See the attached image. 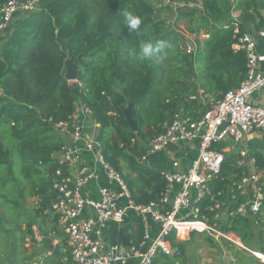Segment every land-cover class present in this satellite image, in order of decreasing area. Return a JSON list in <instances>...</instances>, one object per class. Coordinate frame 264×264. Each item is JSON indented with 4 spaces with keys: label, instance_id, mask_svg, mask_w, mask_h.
<instances>
[{
    "label": "trees",
    "instance_id": "16d2710c",
    "mask_svg": "<svg viewBox=\"0 0 264 264\" xmlns=\"http://www.w3.org/2000/svg\"><path fill=\"white\" fill-rule=\"evenodd\" d=\"M8 1L0 0V8ZM200 2L198 14L183 10L174 18V24L188 23L187 33L193 37L189 54L185 52L188 40L169 30L148 0H37L39 10L17 16L0 44V190L7 189L24 201L27 187V196L40 201L34 217L45 216L42 210L55 198L53 174L58 168L65 169L57 157L66 145L65 137L55 125L69 122L80 103L98 125L94 136L101 144L103 161L121 176L132 200L144 205L157 201L164 189L162 171L140 161L138 140L147 142L161 133L163 124L181 106L193 120L201 117L211 103L199 104L200 91L215 104L228 90L237 88L245 78L246 62L242 51L231 48L235 31L257 32L264 25V0ZM125 10L140 18L137 30L129 29L122 15ZM234 12H238L237 18L232 17ZM201 35L207 37L200 41ZM147 40L165 42L158 59L143 61L134 55ZM70 56L78 69L75 82L64 77ZM128 107L136 131L126 122ZM263 149L262 141L247 144L259 173L264 171ZM223 154L214 189L224 191L222 199L227 184L242 169L235 165L237 150ZM121 162L127 165V173ZM19 205L15 200L13 207ZM263 208L264 201L260 213ZM260 213L252 219L238 216L226 224L245 248L226 243L235 250V264H264L250 254L264 255ZM2 219L0 215V222ZM31 227L28 221L19 241L28 235L34 240ZM127 228L130 246L138 249L143 237L139 218L130 217ZM193 238L191 235L190 240ZM204 240L215 245L210 238ZM169 241L172 256L158 254L152 264H185L188 242ZM57 255L54 251L42 264H74L69 253L65 263H55Z\"/></svg>",
    "mask_w": 264,
    "mask_h": 264
},
{
    "label": "built area",
    "instance_id": "2783aa9c",
    "mask_svg": "<svg viewBox=\"0 0 264 264\" xmlns=\"http://www.w3.org/2000/svg\"><path fill=\"white\" fill-rule=\"evenodd\" d=\"M161 3L175 4L170 0ZM37 10V0H9L0 8V34L8 31L17 16ZM235 33L231 48L234 52L242 51L246 62L241 84L224 93L221 100L195 120L179 111L163 124L161 133L147 141L141 162L154 154L169 160L168 168L162 171L164 189L157 201L144 205L132 200L121 176L103 161L101 144L85 129L83 117L79 121L75 112L69 122L55 125L58 134L68 136L72 143L66 144L57 156L65 169L55 170L51 181L55 198L42 214L50 213L56 218L74 264H128L132 259H136L135 264H152L158 254L172 256L170 238L184 242L191 235L245 249L226 224L238 216L256 217L264 201L260 173L247 150V143L254 137H264V107L251 102L264 89V54L257 41L259 38L264 42V25L257 32ZM82 111L91 116L83 105ZM92 127L95 130L98 125L93 122ZM227 143L238 147L235 165L242 169L227 184L222 199L224 191L214 189ZM168 145L176 150H168ZM82 152L92 153L105 173L107 185L98 190L97 199L85 194L96 175L83 162ZM39 203L37 198V207ZM132 216L142 224V242L138 249L130 246L122 252L118 243L106 240L105 233L110 225H124ZM36 234L33 238L39 241ZM250 254L264 263L256 253Z\"/></svg>",
    "mask_w": 264,
    "mask_h": 264
},
{
    "label": "rangeland",
    "instance_id": "374dc122",
    "mask_svg": "<svg viewBox=\"0 0 264 264\" xmlns=\"http://www.w3.org/2000/svg\"><path fill=\"white\" fill-rule=\"evenodd\" d=\"M155 12V16L167 21V27L169 30H174L184 36L187 40L192 41L193 39L187 33V21H182L178 24H174V18L176 14L180 11L193 10L198 14L200 10L199 0H174L173 6L166 5L156 0H148ZM9 34V30L0 34V44ZM5 36V37H4ZM189 47L185 46V52L187 54ZM88 133L94 135L95 130L92 127L91 121L88 122ZM143 131H147L144 128ZM142 140H138V144L144 148ZM227 146H232L231 143H227ZM169 161L167 158L161 159L155 156V158H148V163L157 162L160 165L167 163ZM123 165V172L127 173V165L121 162ZM261 185L264 191V172H261ZM27 187L24 190L25 200L17 198V196L12 195V193L3 189L0 193V215L2 216V221L0 222V264H34L42 258V253L46 252V246H39L34 241L29 240V235L22 241L18 239L22 238L23 234L26 233L27 222H32V234L35 232L41 237H48V233L42 230L40 224V217H34L33 210L37 207L36 196H27ZM19 202V207L14 208V202ZM21 206V207H20ZM11 208V209H10ZM262 222L264 223V208L260 213ZM260 225V228H264V224ZM257 228V227H256ZM258 229V228H257ZM256 230V229H255ZM50 235V234H49ZM215 245L210 246L208 242L204 240L201 235H195L194 238L187 243L185 251V264H235L233 259L234 249H230L229 245L223 241H214ZM17 245V249L14 247ZM15 257H13V253ZM131 262V261H130Z\"/></svg>",
    "mask_w": 264,
    "mask_h": 264
},
{
    "label": "crops",
    "instance_id": "0c3cea01",
    "mask_svg": "<svg viewBox=\"0 0 264 264\" xmlns=\"http://www.w3.org/2000/svg\"><path fill=\"white\" fill-rule=\"evenodd\" d=\"M199 4H201V2ZM185 11H193V10H185ZM262 16L264 17V8L262 9ZM232 17L233 18H237L238 17V12H234L232 14ZM206 37L207 36L201 35L199 40L201 41V40L205 39ZM191 38L193 39L192 36H191ZM257 41H258V46H259L260 52L262 54H264V42L262 40H260L259 38H257ZM190 42L192 44V41H190ZM188 46H189L190 50L193 49V44L191 46L188 44ZM191 98H194V97H190V99ZM198 99H199V104H205L206 105L208 102L211 103V106L214 104L213 103L214 100H212V98L210 96H206V95L203 96L201 94V91L199 93ZM251 102L253 104H257L259 106L264 107V89L260 93L255 94L251 98ZM180 111L183 113L182 106H181ZM76 114H77V117H78L79 121H81L82 117L85 119V129L88 131V122L91 121V123L93 125V121L91 120V118L89 116L83 114L82 105L80 103H78L76 105ZM184 114H188V113L185 112ZM251 141H262V142H264V137L256 136ZM65 143L67 145L72 143L71 139L68 136L65 137ZM81 145H82L81 142L77 143V146L79 148H81ZM146 145H147V142L144 144V148H142V146H140L142 154H145L144 151L146 150V147H147ZM232 150H238V147L227 146L226 145L225 148H224V152H229V151H232ZM263 152H264V149H263ZM81 156H82V160L85 163V165L88 166L89 169L92 170L95 173V175H96V179L91 183V185L89 187H87L85 189V194L87 196L91 197V198L97 199L98 198V190L100 188L105 187L107 185V180H106V177H105V173H104L101 165L98 162L95 161L94 155L92 153L82 152ZM155 156H157L158 158H161V159H165V156L162 155V154L148 155L146 160L144 162H142V163L147 165V166H149V167L156 168V169H158L160 171L166 170L168 168V161H167V163H164L162 165H160L157 162H152V163L149 162L148 163V158H150V157L155 158ZM260 178H261V173H260ZM45 216H40V224L42 226V230L44 232L48 233V237L47 238L46 237L43 238V237L39 236V238H40L39 241H37L35 239L33 241L36 244H38L39 246H41V247L43 246V244L47 245L46 248H45L46 252H43L41 254L42 258L38 262H36L34 264H42L43 260L46 257H48L51 254H53L54 251H56V253L58 254L56 256L55 263H58V262L65 263L67 261V253H68V251H67V247H66L65 238L63 236V233L57 227L56 222L53 221L54 216L52 214L47 213ZM128 220H129V218H128ZM128 220H127V222L124 225H121V226L110 225L107 228L106 233H105L106 240L109 243H118L122 252H125L130 247L129 231H128V228H127ZM54 230H56V234H52ZM34 234H36V232ZM36 235H39V234H36ZM202 237H205V236H202ZM190 238H191V236L189 237V240L184 241V242L191 241ZM223 242L227 243L225 241H223ZM135 263H136V259H132L131 262H129L128 264H135Z\"/></svg>",
    "mask_w": 264,
    "mask_h": 264
},
{
    "label": "clouds",
    "instance_id": "9594fccd",
    "mask_svg": "<svg viewBox=\"0 0 264 264\" xmlns=\"http://www.w3.org/2000/svg\"><path fill=\"white\" fill-rule=\"evenodd\" d=\"M126 24L128 25L130 30H137L140 27L141 20L139 17L133 15L132 12L125 10L122 13ZM165 47L164 41H155L147 40L141 42L139 45V50L134 53L137 59L143 61H152L154 59H158V53L161 49Z\"/></svg>",
    "mask_w": 264,
    "mask_h": 264
},
{
    "label": "water",
    "instance_id": "95a60500",
    "mask_svg": "<svg viewBox=\"0 0 264 264\" xmlns=\"http://www.w3.org/2000/svg\"><path fill=\"white\" fill-rule=\"evenodd\" d=\"M188 44L191 46V42L188 40L187 41ZM78 76V69L75 65V59L73 56H70L69 59L66 60L65 62V73H64V77L68 82H75ZM125 118H126V122L127 124L134 130H137V125L135 123V121L132 119V110L131 107H128L125 111ZM168 150L171 151H175L176 147H173L171 145L167 146Z\"/></svg>",
    "mask_w": 264,
    "mask_h": 264
},
{
    "label": "bare ground",
    "instance_id": "6f19581e",
    "mask_svg": "<svg viewBox=\"0 0 264 264\" xmlns=\"http://www.w3.org/2000/svg\"><path fill=\"white\" fill-rule=\"evenodd\" d=\"M260 258L264 259V255L260 254V253H256Z\"/></svg>",
    "mask_w": 264,
    "mask_h": 264
}]
</instances>
